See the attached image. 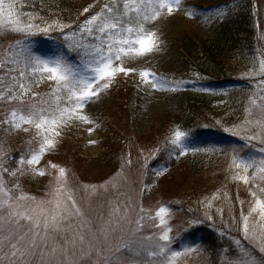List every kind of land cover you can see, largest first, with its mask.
Segmentation results:
<instances>
[{
	"label": "snow or ice",
	"instance_id": "snow-or-ice-1",
	"mask_svg": "<svg viewBox=\"0 0 264 264\" xmlns=\"http://www.w3.org/2000/svg\"><path fill=\"white\" fill-rule=\"evenodd\" d=\"M27 7L34 5L28 0H0V132L29 137L27 150L16 159L0 142V264H180L183 255L197 249H173L172 209L166 204L146 209L142 203L152 184L141 181V200L133 202L127 191L131 146L121 155L119 170L103 184L73 183L74 174L67 167L41 163L58 149L65 129L83 126L87 145L99 144L92 137L102 122L89 106L100 102L121 75H137L140 84L155 91L180 90L185 81H173L168 87L151 69L134 65L163 50L159 25L181 13L183 0H94L83 8L84 18L77 17L75 25L49 21L37 12L24 11ZM183 14L194 15L187 10ZM227 17L221 11L216 19ZM57 31L62 45L77 53L78 63H72L59 46L52 55L32 48L31 37ZM243 78L257 81L243 119L231 127L216 121L223 132L244 142L230 149L228 170L233 181L248 186L249 196L219 233L227 241L221 264H264V53L254 57L253 68ZM190 136V130L171 129L163 150L177 159L189 152L226 151L191 147ZM160 151L159 146L147 155L140 151V176H147L149 159ZM163 171H156V177ZM28 175L50 177L43 197L24 191L19 177ZM102 195L116 199H107V213L100 211L94 218L92 201ZM216 199L214 193L199 202L204 217L186 220L189 228L205 220L215 222L210 210ZM217 211L223 219V208ZM148 222L155 231L144 235Z\"/></svg>",
	"mask_w": 264,
	"mask_h": 264
},
{
	"label": "rangeland",
	"instance_id": "rangeland-1",
	"mask_svg": "<svg viewBox=\"0 0 264 264\" xmlns=\"http://www.w3.org/2000/svg\"><path fill=\"white\" fill-rule=\"evenodd\" d=\"M28 2L34 7L24 11L37 12L49 21L60 19L75 25L79 22L77 17L79 20L84 18L80 16L83 8L93 4L94 0ZM183 6L181 13L159 25L163 50L134 65L151 69L168 87L173 81H185L180 90L155 91L140 84L137 75H121L100 102L89 106V111L102 122L92 137L98 139L99 144L87 145L89 136L83 126L65 129L62 143L44 158L41 166L47 161L58 163L74 174L73 183L103 184L119 170L120 157L131 146L133 166L127 191L133 202L141 200V181L152 184L144 193L142 203L146 209L154 210L161 204L172 209L170 224L172 235L176 237L173 249L182 250L188 246L197 249L183 255L180 264H210V255L200 241L185 239V231L189 228L185 221L193 216L203 219L205 208L199 202L215 193L218 199L213 201L210 210L215 222L205 220L200 224L220 233L230 222V214H238L240 201L249 199L248 186L233 181L228 170L230 149L240 147L244 142L223 132L216 121L225 127L239 124L248 96L255 90L256 79L243 77L253 68L254 57L264 53V0L259 3L256 0H183ZM185 10L194 15H184ZM221 11L228 13L223 21L216 19ZM226 34L231 39L212 50L217 61L212 60L210 64V49ZM30 42L40 54L52 55L59 46L72 63L79 62L77 53L62 45L58 31L50 36H33ZM201 88L208 91H200ZM38 90L47 91L46 88ZM187 106L200 108L201 116L195 119ZM177 126L190 130L191 147L210 149L216 146L226 151L189 152L178 159L170 157L163 145L170 130ZM28 139L24 133L6 135L0 132V142L4 143L12 159H16L13 153L27 150ZM158 146L161 151L154 159H149L147 176H140L138 169L143 163L140 151L147 155L149 149ZM247 151L249 149H245ZM162 169L166 171L156 177L155 172ZM49 180L48 176L19 177L24 191L38 198L48 191ZM107 199L115 200L116 197L102 195L93 199L94 218L100 211L107 213ZM219 208L224 210L223 219L217 211ZM152 231L155 229L148 222L143 234ZM119 235L117 232L116 236Z\"/></svg>",
	"mask_w": 264,
	"mask_h": 264
},
{
	"label": "trees",
	"instance_id": "trees-1",
	"mask_svg": "<svg viewBox=\"0 0 264 264\" xmlns=\"http://www.w3.org/2000/svg\"><path fill=\"white\" fill-rule=\"evenodd\" d=\"M231 33H234V31H232ZM226 36L227 34L224 37L218 39L217 41L218 43L213 44V47L210 49L211 54H212L211 56L208 55V60L210 57V60H209L210 64L213 63V62H210L212 60L215 62L217 61V58H215L217 56H214L215 52L213 53L212 50L219 48V46H222L225 41H228V39H231V37H226ZM216 55L218 54L216 53ZM187 107H188L187 109L189 110V113L191 112L192 116L195 119L197 116L198 117L201 116L200 108H195V107L191 108V106L190 107L187 106ZM13 156L17 158L19 156V153H13ZM183 218H186V216H184ZM212 231L215 233H212ZM185 235H186L185 239H190L193 241L194 240L200 241L205 252L210 255V260H209L210 264H221V261L223 259L222 249L227 246L226 238H222L217 231H214L207 225H203V224L197 225L196 227L194 226V227L186 229Z\"/></svg>",
	"mask_w": 264,
	"mask_h": 264
},
{
	"label": "bare ground",
	"instance_id": "bare-ground-1",
	"mask_svg": "<svg viewBox=\"0 0 264 264\" xmlns=\"http://www.w3.org/2000/svg\"><path fill=\"white\" fill-rule=\"evenodd\" d=\"M256 1H258V3H259L260 0H256ZM196 226H197V225H196ZM196 226H195V227H196ZM211 229H212V228H211ZM212 230H214V229H212ZM214 231H216V229H215ZM209 233H210V232H209ZM212 233H215V232L212 231Z\"/></svg>",
	"mask_w": 264,
	"mask_h": 264
}]
</instances>
